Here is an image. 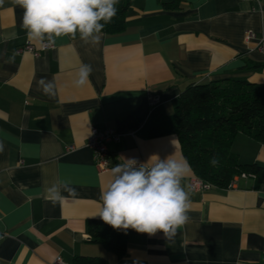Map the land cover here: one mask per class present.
I'll use <instances>...</instances> for the list:
<instances>
[{"label": "crops", "instance_id": "crops-1", "mask_svg": "<svg viewBox=\"0 0 264 264\" xmlns=\"http://www.w3.org/2000/svg\"><path fill=\"white\" fill-rule=\"evenodd\" d=\"M24 10L0 5V264H264V179L236 176L226 189L191 190L189 220L173 239L163 232L125 234L121 258L91 241L88 221L102 203L111 168L123 158L147 162L174 154L180 143L167 128L189 84L241 79L264 86V50L246 40L264 36V0H131L122 32L99 44L77 34L30 40ZM23 50V51H22ZM261 65L257 70L250 65ZM91 72L77 86L82 66ZM51 82L52 94L44 91ZM157 96L160 104L149 105ZM120 135L108 144L111 167L100 170L87 146L90 130ZM176 138V149L171 140ZM175 152V153H174ZM231 153L241 164L264 166V141L238 134ZM151 161L150 163H153ZM67 183L78 196L51 202L48 189Z\"/></svg>", "mask_w": 264, "mask_h": 264}, {"label": "clouds", "instance_id": "clouds-1", "mask_svg": "<svg viewBox=\"0 0 264 264\" xmlns=\"http://www.w3.org/2000/svg\"><path fill=\"white\" fill-rule=\"evenodd\" d=\"M4 0H0L2 5ZM23 10L22 27L30 40L54 43L56 37L71 35L85 43L99 44L105 25L117 14L119 0H12ZM103 21V23H101ZM91 72L88 65L81 67L77 86L86 82ZM44 84V81H40ZM51 82L44 91L52 94ZM176 149L178 141L171 140ZM175 153V152H174ZM153 163H150L153 161ZM215 162V161H213ZM111 181L100 193L98 216L113 229H132L149 236L163 232L173 239L177 230L188 222L190 189L183 185L192 171L186 158L177 160L174 154L166 158L153 155L147 162L134 157L123 158L111 168ZM53 205L66 198H76L77 190L67 183L54 184L48 190ZM67 192L68 197L62 195Z\"/></svg>", "mask_w": 264, "mask_h": 264}, {"label": "trees", "instance_id": "trees-1", "mask_svg": "<svg viewBox=\"0 0 264 264\" xmlns=\"http://www.w3.org/2000/svg\"><path fill=\"white\" fill-rule=\"evenodd\" d=\"M130 6L131 0H119L117 14L102 32L107 35L122 32ZM261 67L252 64L247 68L257 70ZM167 130L177 137L194 177L210 187L226 189L241 174L253 177L255 187L263 181L264 166L241 164L238 156L231 153V147L238 134L264 141V86L241 79L189 84L178 97ZM87 228L92 242L102 244L118 258L124 255V234L102 220L88 221ZM75 264L106 262L77 257Z\"/></svg>", "mask_w": 264, "mask_h": 264}, {"label": "built area", "instance_id": "built-area-1", "mask_svg": "<svg viewBox=\"0 0 264 264\" xmlns=\"http://www.w3.org/2000/svg\"><path fill=\"white\" fill-rule=\"evenodd\" d=\"M244 1H253V0H244ZM246 40L257 41V50L259 52H262L264 50V36L256 39L255 34L252 31H247ZM52 47L53 46L49 42H44L41 44L39 50H36L32 46H26L23 50L31 53L33 56H38L40 52L50 50ZM148 101L151 107H156L157 105L160 104V99L157 96H150L148 98ZM120 139H121L120 135L117 134L112 129L105 128L103 130H99L97 128H92L90 130V136L87 140V146L90 148L92 152V158L94 164L100 170H106L111 167L108 144L118 143ZM240 176L246 177V175L244 174H241ZM189 188L191 190H207L210 188V186L204 183L202 180L194 177L189 182ZM53 264H64V263L61 262L59 259H57Z\"/></svg>", "mask_w": 264, "mask_h": 264}]
</instances>
